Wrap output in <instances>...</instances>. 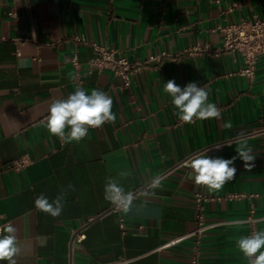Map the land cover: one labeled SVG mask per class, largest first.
Returning <instances> with one entry per match:
<instances>
[{
  "label": "crops",
  "instance_id": "crops-1",
  "mask_svg": "<svg viewBox=\"0 0 264 264\" xmlns=\"http://www.w3.org/2000/svg\"><path fill=\"white\" fill-rule=\"evenodd\" d=\"M253 15L264 17V0H0V227L16 228V264H193L191 238L160 247L196 228L200 191L214 197L206 216L218 223L197 247L200 264H248L236 242L247 236L243 220L252 207L264 231V55L249 77L239 73L241 54L221 46L222 26ZM80 40L112 46L132 61L169 56L123 87L112 71L90 68L94 50ZM168 80L182 89L204 86L221 118L182 122L164 92ZM77 88L109 95L116 120L64 143L44 121L52 102ZM242 143L253 167L237 158L236 177L219 191L196 185L184 167L202 151L230 159ZM24 154L33 161L10 168ZM109 177L132 194L127 213L105 200ZM41 194L50 202L63 195L60 216L35 208Z\"/></svg>",
  "mask_w": 264,
  "mask_h": 264
},
{
  "label": "clouds",
  "instance_id": "clouds-1",
  "mask_svg": "<svg viewBox=\"0 0 264 264\" xmlns=\"http://www.w3.org/2000/svg\"><path fill=\"white\" fill-rule=\"evenodd\" d=\"M163 87L182 122L192 124L196 120L221 118L220 109L216 104L209 102V90L204 86L190 82L182 89L174 80H168ZM112 105V98L102 90L93 89L88 94L82 88H77L66 99L61 98L52 102L44 121L45 127L51 135L64 143L79 142L86 137L89 128H99L107 122H115L116 114L112 112ZM226 126L231 127L230 124ZM66 129L70 131L66 132ZM235 151L237 155L230 159L209 157L202 151L187 159L184 167L192 170L189 176L196 185L204 186L209 191H219L236 177L237 169L233 165L237 158L244 162L246 169L250 170L253 167L255 157L246 144H240ZM127 175L128 173L124 172L120 177L124 178ZM160 183L159 178H156L150 187L159 188ZM68 187L71 188L72 185ZM104 198L117 210L125 213L130 210L133 201L132 194L124 189L120 179L112 177L106 179ZM34 205L38 211L54 218L58 217L64 207L63 195H58L50 202L41 194L35 199ZM236 243L239 251L247 258L248 264H264V231L242 236ZM19 252L16 228L11 223L0 227V261L6 260L8 264H16L14 257Z\"/></svg>",
  "mask_w": 264,
  "mask_h": 264
},
{
  "label": "built area",
  "instance_id": "built-area-1",
  "mask_svg": "<svg viewBox=\"0 0 264 264\" xmlns=\"http://www.w3.org/2000/svg\"><path fill=\"white\" fill-rule=\"evenodd\" d=\"M224 32V38L222 41L221 50L224 51H238L244 61V66L240 69L241 75L254 77L256 70V63L259 57L264 55V17L253 15L249 18H243L238 22H230L222 26ZM83 43L89 44L94 50V57L91 59L90 68L102 70H110L115 75L120 77L121 85L123 87H130L133 81V77L142 67L147 64L160 60L163 57H168L166 51L152 54L147 60L132 61L125 55L119 53L117 49L106 44H99L95 42L83 41ZM73 65L76 68L80 67V61L78 56L75 54L72 59ZM33 161L32 157L28 154L22 155L19 159L15 160L10 168L14 170H21L27 167ZM185 162V161H184ZM232 197H243L245 194H232ZM250 196H255L254 193ZM214 197L205 192H197L195 194V205H196V228L184 235L178 236L165 244L160 248H168L176 245L186 239L191 238L194 243V249L196 254L192 258L193 264H200L197 247L201 243L205 234L215 228L218 224L216 222H209L206 216L205 203ZM248 227L247 236L253 232L259 231L258 225L260 218L255 215V209L252 207L248 215L243 220ZM122 229L125 232V224L121 223ZM82 234L76 235V239L80 240ZM132 260L126 258H120L117 261L110 263H97V264H131ZM68 264H75L69 262Z\"/></svg>",
  "mask_w": 264,
  "mask_h": 264
}]
</instances>
